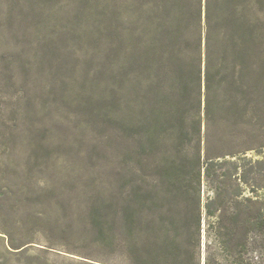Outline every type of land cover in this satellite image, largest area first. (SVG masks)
I'll use <instances>...</instances> for the list:
<instances>
[{
    "label": "rangeland",
    "instance_id": "rangeland-1",
    "mask_svg": "<svg viewBox=\"0 0 264 264\" xmlns=\"http://www.w3.org/2000/svg\"><path fill=\"white\" fill-rule=\"evenodd\" d=\"M196 2L0 0V264H264V230L249 223L264 214V0L212 2L228 41L212 39L224 80L208 117L195 89L164 77L198 57ZM171 8L183 60L167 63L146 45ZM248 28L259 37L244 43L234 105L230 37ZM198 142L213 173L200 234L184 212Z\"/></svg>",
    "mask_w": 264,
    "mask_h": 264
},
{
    "label": "trees",
    "instance_id": "trees-1",
    "mask_svg": "<svg viewBox=\"0 0 264 264\" xmlns=\"http://www.w3.org/2000/svg\"><path fill=\"white\" fill-rule=\"evenodd\" d=\"M212 2L213 0H204V10L202 11V0H197L196 6H194L193 10H190L188 13L190 14V18L194 21H197L198 24L201 22L202 14L204 15V30L202 31L200 27L198 40H196V52L198 53V57L193 60L191 66L186 67L184 64L180 65L177 68L170 69L167 68L165 78L169 82V87L178 86V83L181 84L183 88L186 90L189 87H192L195 95L193 96V101L196 104L198 110L201 109L203 104L205 115L208 117L210 112L213 109L215 104V98H213V92L215 86L222 85L224 77H222L221 71L222 68L214 63V55L212 52V39L217 38L219 44L228 41V35L226 32L217 31V29L213 28L212 23ZM170 7H173L171 5ZM177 12L174 11V8H171L169 12L164 16V23L160 25V27L156 30H159L156 33V30H152L150 41H148L146 48H149L148 53H151L155 58L166 61L167 63L173 61L175 58L178 60H183L182 58H177L178 56L174 55V51L172 49V45H174L175 40L179 38L176 35L182 33V31L178 32V29L174 26L173 21L176 18ZM181 14V13H180ZM182 15V14H181ZM238 19L235 20V22ZM237 30H240L237 28ZM237 31L232 33L230 37L232 41V50H233V59H232V73L230 76V87L233 92L232 95V103L234 105H239V90L243 88V83L241 81L242 71H243V63L242 57H245V52L248 51V47L245 48L244 43L255 42L258 39L259 33L255 31V29L248 28L245 30L242 36H238ZM122 41V52L123 57L127 58V45L126 39L123 38ZM202 39L204 40V59L202 60ZM250 44V45H251ZM223 44H220V46ZM141 45H137V49L140 50ZM222 48V47H221ZM203 63V65H202ZM251 68L255 69L254 66ZM255 72V71H254ZM253 72V73H254ZM192 77V83H184L187 77ZM192 84V85H191ZM191 85V86H190ZM166 85L162 83V87ZM204 88V99L202 100L201 96V88ZM200 135V121L197 119L192 122V130L184 131L183 137L193 136L191 139L189 138V142L191 143L197 136ZM200 142L197 143L198 148L197 153L194 156V163H192V167H194L193 171L190 173V176L185 175V195L187 197V207L185 214L190 216V222L195 225V233L200 234L201 230V199H200V186L202 182V177L205 176L207 179H210L213 175L212 173V161L209 155H205L204 162L201 163V153H200ZM216 198L210 199L209 203L206 207L207 215L211 216L212 212L210 211V205L214 203ZM188 218V219H189ZM250 223V229L256 230H264V214L258 213L256 216L252 218ZM191 225V224H190ZM186 226V224H185ZM224 228V229H223ZM216 229L218 232H227V228L223 226L222 221L219 220Z\"/></svg>",
    "mask_w": 264,
    "mask_h": 264
}]
</instances>
